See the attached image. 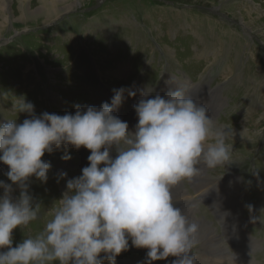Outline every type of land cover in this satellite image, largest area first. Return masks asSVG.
<instances>
[{
    "label": "rangeland",
    "instance_id": "1",
    "mask_svg": "<svg viewBox=\"0 0 264 264\" xmlns=\"http://www.w3.org/2000/svg\"><path fill=\"white\" fill-rule=\"evenodd\" d=\"M179 87L226 131L231 148L232 163L206 168L210 206L201 204L194 190L204 180L201 171L182 180L190 203L173 201L188 217L216 230L206 247L195 241L194 264H210L207 254H213L217 235L230 258L239 255L247 264H264V0H0V122L30 118L14 112L19 98L33 103L36 115H64L74 114L77 105L111 103L114 90L123 88V103L114 114L134 131L138 118L133 106L141 99L140 89L152 90V98ZM129 90L137 95L129 96ZM65 152L71 159H61ZM89 155L84 147L62 146L42 157L52 167L46 184L32 178L37 219L14 230V245L43 233L67 179L82 174ZM6 171L8 166L0 162V180L11 183ZM61 172L67 177L59 179ZM19 193L14 186L13 196ZM240 218L250 240H236L227 232L241 237ZM129 245L116 264H145L147 250L132 246L131 240Z\"/></svg>",
    "mask_w": 264,
    "mask_h": 264
},
{
    "label": "clouds",
    "instance_id": "2",
    "mask_svg": "<svg viewBox=\"0 0 264 264\" xmlns=\"http://www.w3.org/2000/svg\"><path fill=\"white\" fill-rule=\"evenodd\" d=\"M124 91L114 90L111 103L77 105L74 114L64 115H36L33 103L14 101V112L30 118L0 122V162L8 166L5 175L11 181L0 180V264H116L130 240L147 250L145 264L169 257L175 258L171 264H194L191 249L199 226L174 206L172 188L194 177L198 164L212 169L232 163L225 131L214 128L207 109L180 87L152 98V90L140 89L141 99L133 106L138 122L130 130L114 114ZM209 138L214 142L207 143ZM62 146L90 150L89 164L67 179L43 233L14 245V230L37 219L32 178L46 184L52 167L42 157ZM61 159L71 155L65 152ZM65 177L66 172L58 174Z\"/></svg>",
    "mask_w": 264,
    "mask_h": 264
},
{
    "label": "bare ground",
    "instance_id": "3",
    "mask_svg": "<svg viewBox=\"0 0 264 264\" xmlns=\"http://www.w3.org/2000/svg\"><path fill=\"white\" fill-rule=\"evenodd\" d=\"M252 3V2H251ZM47 10H51V9H47ZM251 53V52H250ZM218 89V88H217ZM214 90V89H213ZM191 91V90H190ZM217 91V90H216ZM194 92V91H193ZM197 92V91H196ZM215 92V91H214ZM52 93V92H51ZM56 93V92H55ZM219 94V93H218ZM51 97V96H50ZM219 97V96H218ZM57 98H60V96H58L57 94H56V99ZM61 101V100H60ZM59 101V102H60ZM55 103H57V102H55ZM58 104H60V103H58ZM209 104V103H208ZM222 104V103H221ZM218 109V108H217ZM216 110V109H215ZM214 114V113H213ZM208 116H209V118H211L212 119V116H211V114H207ZM212 121H213V119H212ZM219 122V121H218ZM133 124V123H132ZM131 127V126H130ZM129 127V128H130ZM213 127H215V128H220V126H218V124H217V122L215 121V122H213ZM226 132V131H225ZM207 143H211L210 142V140L208 139L207 140ZM235 161V160H234ZM239 169V168H238ZM211 170V169H210ZM199 171H201L202 172V174H201V178L202 177H204V180L203 181H199L198 183H197V186H196V188H194V190L196 189V192H197V194L199 195V196H201V197H203L204 199H209V201L211 200L210 199V190H211V183H210V181H209V179H208V177H207V171H206V167H204L202 164H200V168H199ZM198 171V172H199ZM211 172V171H210ZM235 172V171H234ZM216 173V172H215ZM228 174V173H227ZM230 176H232V175H230ZM233 176H235V175H233ZM229 177V176H228ZM200 179V178H199ZM198 179V180H199ZM214 179V178H213ZM223 179V178H222ZM215 180H218V179H215ZM235 180V179H234ZM214 181V180H213ZM213 181H211V182H213ZM220 181V180H219ZM232 181V180H231ZM221 182V181H220ZM236 182V181H235ZM235 182L233 181V182H231V184H235ZM242 182V181H241ZM184 182L183 181H181L180 183H178L176 186H173V188H172V196H173V201L174 200H178V199H180L181 200V198H182V202H186V203H190V199H191V196H189L188 195V191H187V188L186 187H184ZM219 183H217V185H218ZM242 184V183H241ZM241 186V185H240ZM234 187V186H233ZM242 187V186H241ZM235 188V187H234ZM223 189V188H222ZM227 190V189H226ZM229 190V189H228ZM235 190V189H234ZM214 191V190H213ZM225 191V190H224ZM224 191H222V192H224ZM242 191V190H241ZM213 193V192H212ZM218 193V192H217ZM215 194V193H214ZM243 194V193H242ZM213 198V197H212ZM226 198H223V201L225 200ZM239 199V198H238ZM218 200V199H217ZM217 200H215V201H217ZM240 200V199H239ZM235 201V200H234ZM194 200L192 201V204H194ZM218 202V201H217ZM230 202V201H229ZM196 203V202H195ZM197 203H198V201H197ZM232 203V202H231ZM235 203V202H234ZM237 203V202H236ZM239 203V202H238ZM179 204V203H178ZM187 207H188V205H187ZM219 209H217L218 210V213L220 214V216H221V213H222V209H220V207H218ZM195 209V208H194ZM197 209V208H196ZM200 209V208H199ZM233 209V208H232ZM184 210H186V208L184 209ZM205 210V209H204ZM208 211V210H207ZM214 212V211H213ZM203 213H204V211H203ZM205 213H206V211H205ZM201 216V215H200ZM210 216V215H209ZM241 216V215H240ZM188 217V216H187ZM233 217V216H232ZM189 218V220L191 221V222H195V223H197L198 224V232H197V234H196V237H195V241H201V243H203V245L206 247V240H207V238L208 237H210L211 235H213L214 233H215V228L212 226V225H210V226H208V227H206L205 225V223H203L201 220H196V218H193V217H188ZM214 218V217H213ZM212 218V219H213ZM238 219V218H237ZM205 220V219H204ZM220 221H221V219H220ZM238 223H239V229H238V231H239V235H241V237L240 238H237V236H234V233H231V232H229L228 230H227V232H228V234H230V235H232V237H234V239H242V240H247V238H249V240L251 239L249 236H247V237H244L245 235H247L248 234V232L244 229V221H243V219L242 218H240L239 220H236ZM224 223V222H223ZM230 223V222H229ZM208 224V223H207ZM216 225V224H215ZM223 228V227H222ZM221 230V229H220ZM219 230V231H220ZM224 231H225V228L223 229ZM232 230V229H231ZM224 233V232H223ZM218 234V233H217ZM227 235V234H226ZM236 235V234H235ZM209 242V241H208ZM216 242H218L217 243V245H215V247L213 248V250H211V252H213V254H211V256H209V254H207V258L209 259V263L210 264H221V260H227L228 261V264H247L246 263V261H242V260H240V258H241V256H239L238 255V258L239 259H233V258H230V256L232 255V253L229 251V249H227L225 246V244H223L222 243V241H221V239H219V237H218V235H217V240H216ZM197 244H198V242H197ZM199 245V244H198ZM195 246V245H194ZM203 246V247H204ZM197 247V246H196ZM199 248H201L200 246H198ZM250 247V246H249ZM194 248V247H193ZM212 248V247H211ZM245 248V247H244ZM252 249V248H251ZM200 253V252H199ZM206 252H205V250H203V253H202V255H204V256H206V254H205ZM230 253V254H229ZM198 254V253H197ZM228 254H229V256H228ZM223 255V256H222ZM254 255V254H253ZM203 256V257H204ZM247 258H248V255H247ZM256 258V257H255ZM200 259H201V257H200ZM204 259V258H203ZM254 261V260H253ZM252 260H251V263L253 262ZM250 262V261H249ZM199 263V262H198Z\"/></svg>",
    "mask_w": 264,
    "mask_h": 264
}]
</instances>
